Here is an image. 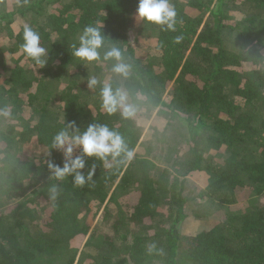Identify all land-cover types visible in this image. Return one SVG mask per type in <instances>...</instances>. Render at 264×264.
Listing matches in <instances>:
<instances>
[{"label": "trees", "instance_id": "trees-1", "mask_svg": "<svg viewBox=\"0 0 264 264\" xmlns=\"http://www.w3.org/2000/svg\"><path fill=\"white\" fill-rule=\"evenodd\" d=\"M169 3L175 31L139 18L138 0H0V264H264V0ZM25 26L43 64L21 49ZM86 26L105 36L101 57L122 50L127 77L73 56ZM104 83L134 115L103 109ZM159 107L174 117L140 143L139 117ZM73 123L126 144L86 157L82 185L48 167H63L53 141Z\"/></svg>", "mask_w": 264, "mask_h": 264}, {"label": "clouds", "instance_id": "clouds-1", "mask_svg": "<svg viewBox=\"0 0 264 264\" xmlns=\"http://www.w3.org/2000/svg\"><path fill=\"white\" fill-rule=\"evenodd\" d=\"M136 13L142 20L159 25L163 30L175 31L176 12L169 0H138ZM182 39V36H177L175 42L180 43ZM23 41L21 45L23 53L36 63L43 64L46 48L41 44L39 32L30 26H25ZM104 43L105 36L100 27L86 26L72 46V54L85 63L98 61L101 58L104 61H115L112 71L119 76L127 77L130 65L124 62L122 50L111 47L104 51L101 57ZM98 84L101 82L95 77H90L87 81V86L90 89H95ZM100 99L101 106L109 114L120 110L125 117L134 115L135 109L128 102L127 93L122 89H114L111 84L104 83L100 88ZM69 127L73 129L71 132L63 130L54 137L53 141L54 147L63 151L65 157L63 167L56 165L51 160L48 162L49 169L57 179L73 175L75 183L82 185L91 178V171L87 177L80 171L85 167L86 157H95L101 161H107L109 158L116 160L126 152V144L122 136L107 125L91 124L83 132L76 129L74 123ZM75 148H79L81 151L73 158ZM53 193H55V189H53Z\"/></svg>", "mask_w": 264, "mask_h": 264}, {"label": "rangeland", "instance_id": "rangeland-1", "mask_svg": "<svg viewBox=\"0 0 264 264\" xmlns=\"http://www.w3.org/2000/svg\"><path fill=\"white\" fill-rule=\"evenodd\" d=\"M161 109V107H159L158 109H154L151 110L150 112L145 110L143 111L145 114L142 117H139V123L140 125H142L143 131H142V136L140 139V143H144L146 140H151L152 137L155 136V133L161 132V130L167 126V123H169L170 118H173V113H171L169 110L167 109H162V112L159 113L158 111ZM160 160H163V156L160 158ZM197 185L194 182L193 179H189L188 183H187V189H190L192 191L193 188H196ZM205 201V200H203ZM198 203H202L200 201H197ZM197 202H192L191 204L189 203V206L195 208L196 210H199L198 213H200V209L197 206ZM104 207L101 208V212L103 211ZM100 212V214H101ZM187 213H190V207L187 208ZM98 218L95 220V223L97 222ZM94 223V224H95ZM189 224L193 223V219L190 218V220L188 221ZM187 224V222H186ZM188 224V226H190ZM194 227H187V225H184L181 228V231L183 233H187L191 230H193ZM84 244V243H83ZM82 244V246H83ZM82 249V248H81ZM80 249V250H81ZM93 251V250H92Z\"/></svg>", "mask_w": 264, "mask_h": 264}, {"label": "built area", "instance_id": "built-area-1", "mask_svg": "<svg viewBox=\"0 0 264 264\" xmlns=\"http://www.w3.org/2000/svg\"><path fill=\"white\" fill-rule=\"evenodd\" d=\"M59 151H60V153H61L63 159H65L64 154H63V151H62V150H59ZM79 152H80V149H79V148H75L74 151H73V158H74L76 155H78Z\"/></svg>", "mask_w": 264, "mask_h": 264}]
</instances>
